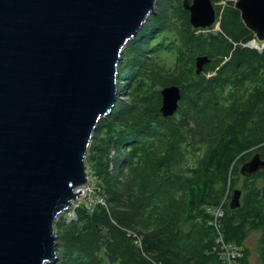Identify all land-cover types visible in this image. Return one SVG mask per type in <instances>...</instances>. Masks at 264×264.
Segmentation results:
<instances>
[{
    "label": "trees",
    "instance_id": "obj_1",
    "mask_svg": "<svg viewBox=\"0 0 264 264\" xmlns=\"http://www.w3.org/2000/svg\"><path fill=\"white\" fill-rule=\"evenodd\" d=\"M211 1L214 24L194 28L183 0H156L124 47L115 105L85 159L106 205L57 217V257L48 264H223L218 235L241 248L238 264H251L243 242L264 227V169L245 175L238 165L254 152L264 157V50L246 45L254 33L236 0ZM160 53L173 64H162ZM200 56L208 61L196 73ZM172 84L178 106L163 116L160 89ZM235 189L240 204L230 207ZM227 190L212 225L206 208ZM258 243L264 264V232Z\"/></svg>",
    "mask_w": 264,
    "mask_h": 264
},
{
    "label": "water",
    "instance_id": "obj_2",
    "mask_svg": "<svg viewBox=\"0 0 264 264\" xmlns=\"http://www.w3.org/2000/svg\"><path fill=\"white\" fill-rule=\"evenodd\" d=\"M156 0H0V264L56 260L54 223L86 181L92 133L113 109L124 47ZM194 28L214 24L211 0H183ZM264 40V0H236ZM207 56L196 58L199 73ZM172 115L177 85L160 89ZM264 169L254 152L239 171ZM232 191L229 205L240 204Z\"/></svg>",
    "mask_w": 264,
    "mask_h": 264
},
{
    "label": "built area",
    "instance_id": "obj_3",
    "mask_svg": "<svg viewBox=\"0 0 264 264\" xmlns=\"http://www.w3.org/2000/svg\"><path fill=\"white\" fill-rule=\"evenodd\" d=\"M255 41L252 45H249L251 47H254L256 48L257 50L261 51V50H264V40H258L255 36ZM246 45H248V43H246ZM90 175L88 174L87 175V181H85L84 184H82L81 186V189L84 193V195H88L90 198H89V201L87 202V204L85 203H78V202H73L72 205H71V214H69L68 216L65 215V213L62 215L66 221H70V220H73L76 218L75 216V213H74V209L75 207L79 206V205H84L86 209H88L89 211H91L93 209V206L95 204H101V205H106V202H105V197H104V194H103V191L101 189V184L99 182V180L96 178V176L92 175L91 172H89ZM93 183V185L91 186L90 184ZM91 192L95 195V196H91ZM230 193H229V190H227V192L225 193L224 195V199H226L227 197H229ZM94 197H97L96 201H94ZM215 209V208H213ZM213 209L211 212H213ZM220 212H219V215L217 216L219 218L220 216ZM213 217H215L213 214H210V219H209V223L214 225V224H217L218 223V218L215 217V219H213ZM212 220V222H211ZM217 243L218 245L219 244H226L230 251V260H231V263L230 264H238V259L241 257V248L236 245L237 247L234 248V246L231 245V243H227L225 239H223L222 235H218L217 237ZM220 249V248H219ZM219 254H220V251H219ZM221 256V255H220ZM224 262V261H223Z\"/></svg>",
    "mask_w": 264,
    "mask_h": 264
},
{
    "label": "rangeland",
    "instance_id": "obj_4",
    "mask_svg": "<svg viewBox=\"0 0 264 264\" xmlns=\"http://www.w3.org/2000/svg\"><path fill=\"white\" fill-rule=\"evenodd\" d=\"M220 2H221L222 5L224 4V3H223V0H221ZM218 4H219V3H218ZM218 27H219V26H218V20H217L216 23H215V25H214V27H213L212 29L215 30V29H218ZM158 40H160V37L158 38ZM159 56H160V62H161L162 64H165V65H167V66H171V65L173 64V60H172L171 56L166 55L165 53H160ZM119 97L126 99V96L123 97L122 94L119 95ZM238 166L240 167L241 164L238 165ZM239 167H238V168H239ZM89 171H90V170L86 168L87 175H88V174L90 175ZM86 181H87V176H86ZM90 185L92 186L93 183H91ZM79 189H80V191H81V194H80L78 197H76L75 200H73V202H75V203L78 202V203H85V204H87V202L89 201V198H90V197H89L88 195H84V193H83L81 187H80ZM226 189H227V188H226ZM90 195H91V196H95L92 192H91ZM96 199H97V197H94V201H96ZM73 202H72V203H73ZM213 212H215L216 215L218 216L220 210H219V208H215V209H213ZM64 213H65L66 216H68L69 214H71V208H70L69 210H67L66 212H64ZM64 213H63V214H64ZM63 214H62V215H63ZM214 216H215V214H214ZM213 219H215V217H213ZM263 232H264V227H263L260 231H252L251 233H249V235L247 236V238H246V239L244 240V242H243V246H246V247H248V249H249V252H250V263H251V264H259V261H258V253H257V249H258V245H259V243H258V238H259V236H260ZM231 245L234 246V248L237 247L236 244H235L234 242H231ZM229 248H230V247H229Z\"/></svg>",
    "mask_w": 264,
    "mask_h": 264
},
{
    "label": "bare ground",
    "instance_id": "obj_5",
    "mask_svg": "<svg viewBox=\"0 0 264 264\" xmlns=\"http://www.w3.org/2000/svg\"><path fill=\"white\" fill-rule=\"evenodd\" d=\"M254 41H255V38L253 37L250 40H248L247 43H248V45H252L254 43ZM226 200H227V198L224 199V197H223L221 199V201L217 205H215V206H208L206 208V210L208 211L209 214H213V215L215 214V217L218 218L217 215H216V213L215 212H211V211H212L213 208H219L220 213H221L220 215H222V213L224 212V205H225ZM229 202H230V200H229ZM211 222H212V220H211ZM226 242L227 243H231V242H229L227 240H226ZM219 248H220L219 257H220V259H221L222 262L224 261L223 264H230L231 263V260L229 258V256H230V251L228 249L229 247L226 244H223V245L222 244H219Z\"/></svg>",
    "mask_w": 264,
    "mask_h": 264
},
{
    "label": "clouds",
    "instance_id": "obj_6",
    "mask_svg": "<svg viewBox=\"0 0 264 264\" xmlns=\"http://www.w3.org/2000/svg\"><path fill=\"white\" fill-rule=\"evenodd\" d=\"M87 168V167H86Z\"/></svg>",
    "mask_w": 264,
    "mask_h": 264
}]
</instances>
